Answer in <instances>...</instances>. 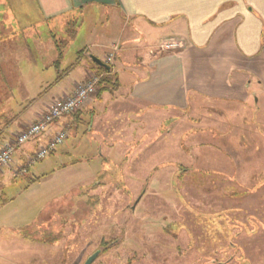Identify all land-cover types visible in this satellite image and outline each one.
I'll return each instance as SVG.
<instances>
[{"label":"rangeland","instance_id":"374dc122","mask_svg":"<svg viewBox=\"0 0 264 264\" xmlns=\"http://www.w3.org/2000/svg\"><path fill=\"white\" fill-rule=\"evenodd\" d=\"M55 1V9L66 5ZM42 6L39 0H0V137L11 121L30 113L29 107L41 109L59 95L73 70L96 54L82 55L90 35L110 28L106 8L88 5L46 18ZM201 64L203 92L217 90L210 67L215 81L230 73L233 83L240 74L234 67H218L219 62ZM256 69L264 75V61ZM252 90L258 95V104L254 96L250 104L255 119L240 130L238 121L245 116L237 115L234 104L230 142H209L205 134L215 130L197 131L196 150H185L186 135L167 136L160 146L141 147L151 149L150 161L135 152L129 162L123 153L107 155L105 162L98 156V137L83 118L61 145L31 165L36 138L17 148L10 166L24 168L0 194L9 202L3 209L0 204V254L22 264H83L96 252L92 264H264V85L254 79ZM160 120L163 134L169 123L161 116L155 122ZM159 132L156 127L146 132L145 144ZM181 145L184 161L176 156ZM207 150L225 154L226 170L218 169L220 161L189 160ZM21 153L26 160L19 159ZM35 178L40 181L31 184ZM16 247L25 252L17 255Z\"/></svg>","mask_w":264,"mask_h":264},{"label":"crops","instance_id":"0c3cea01","mask_svg":"<svg viewBox=\"0 0 264 264\" xmlns=\"http://www.w3.org/2000/svg\"><path fill=\"white\" fill-rule=\"evenodd\" d=\"M39 1L43 3V16L46 18L88 5L111 11L108 32L90 35V42L82 53L84 55L94 50L96 54L90 56L104 63L111 57L109 73L102 75V78L111 81L107 80L109 83L98 86L83 107L49 126L35 139L34 149L46 144L61 130L67 132L72 127L77 129L82 119L87 118L88 131L98 137H94L98 140V156L105 162L109 161L107 155L113 153L119 156L123 153V159L129 162L135 152L142 156V161H150L152 159L148 156L151 149L147 147L152 142H155L154 146L162 145L163 137L167 136L175 140L183 135L189 137L185 144L186 151L191 147L192 151L196 150L199 146L197 131L215 130V134H205L208 141L224 138L230 142L231 137H228L227 132L231 125L230 108L236 103L239 106L237 115L245 116L244 120L240 116L238 121L240 130H244L255 119V110L250 104L253 96L256 97L253 102L258 104V95L257 91L252 90V80L256 79L259 87L264 85V75L256 69L257 63L264 61V0H60L58 3L66 4L60 9H55V0H48L47 3L46 0ZM209 53L215 57L209 58ZM201 62L207 63L209 67L219 62L218 67L225 69L227 66V70L234 67L241 75L236 76L233 83L230 73L227 82L225 76L215 81L210 67V83L213 82L217 90L203 92L198 84L204 65ZM92 64L89 58L75 68L70 84L59 95L45 102L41 109L32 110L29 107V114L24 112L16 121L5 126L1 132L0 148L27 125L35 122L55 99L70 94L78 84L96 74ZM206 109L208 111L204 112ZM153 114L157 115L153 118ZM250 115L252 120H246ZM158 116L169 123L164 135V125H158L164 123L163 120L155 122ZM244 121L248 124H243ZM12 126L14 129L10 130ZM154 127L160 132L147 145L144 142L146 132ZM117 145L122 149H117ZM102 146H108L109 149L103 152L100 150ZM180 147L176 152L179 157L183 156L184 149L182 145ZM159 154L162 156V152ZM205 154H209V158L207 155L194 157L191 154L188 158L199 164L220 161L218 169L226 170L224 153L216 152L218 158L214 151L207 150ZM160 156L156 159L160 160ZM19 159L26 160V155L19 154ZM184 160L181 157V161ZM14 166L12 164L0 172V194L8 182L22 173L24 167L19 171L21 168ZM39 181L40 178H35L31 184ZM0 201L2 209L9 203L4 199ZM22 236L25 237L23 233ZM15 250L17 255L25 252L23 248L16 247ZM0 264L22 263L7 260L0 254Z\"/></svg>","mask_w":264,"mask_h":264},{"label":"built area","instance_id":"2783aa9c","mask_svg":"<svg viewBox=\"0 0 264 264\" xmlns=\"http://www.w3.org/2000/svg\"><path fill=\"white\" fill-rule=\"evenodd\" d=\"M168 47V45L166 46ZM111 57L106 59L109 64ZM101 75L94 74L88 80L78 84L74 90L59 99H55L44 113L33 123H30L22 131H19L12 137V140L5 143L0 148V172L10 166L14 151L43 134L46 129L58 120L72 114L85 105L88 99L95 93ZM66 139V132L61 130L57 132L43 146L39 147L29 158L28 164L43 159L48 153L53 151L58 145Z\"/></svg>","mask_w":264,"mask_h":264},{"label":"water","instance_id":"95a60500","mask_svg":"<svg viewBox=\"0 0 264 264\" xmlns=\"http://www.w3.org/2000/svg\"><path fill=\"white\" fill-rule=\"evenodd\" d=\"M90 60L93 62L94 65L98 66V67H101L105 70H109L110 67L109 65H107L106 63L102 62L101 60H99L98 58L94 57V56H90ZM98 253H93L91 256H89L83 264H92L93 261L96 259Z\"/></svg>","mask_w":264,"mask_h":264},{"label":"trees","instance_id":"16d2710c","mask_svg":"<svg viewBox=\"0 0 264 264\" xmlns=\"http://www.w3.org/2000/svg\"><path fill=\"white\" fill-rule=\"evenodd\" d=\"M93 65V67H94V69L96 70V74L97 75H101V78L99 79V82H98V85H97V87L98 86H100V85H102L104 82H107V80H110V79H107V78H102V75L103 74H108L109 73V71H107V70H105V69H103V68H101V67H98V66H96V65H94V64H92ZM108 65V64H107ZM111 81V80H110ZM107 83H109V82H107ZM11 139H12V137H11ZM32 140H34V139H32ZM32 140H30V141H32ZM29 141V142H30ZM28 143V142H27ZM21 147V146H20ZM19 148V147H18ZM17 150V149H16ZM15 150V151H16ZM14 151V152H15ZM34 154V153H33ZM33 154L31 155V157L33 156Z\"/></svg>","mask_w":264,"mask_h":264}]
</instances>
